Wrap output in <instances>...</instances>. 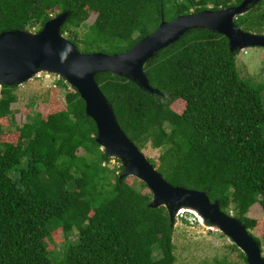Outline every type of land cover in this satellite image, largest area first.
Instances as JSON below:
<instances>
[{
    "label": "trees",
    "instance_id": "16d2710c",
    "mask_svg": "<svg viewBox=\"0 0 264 264\" xmlns=\"http://www.w3.org/2000/svg\"><path fill=\"white\" fill-rule=\"evenodd\" d=\"M242 1L0 0V33L38 31L69 12L61 32L80 52L120 54L162 20ZM235 24L264 34V0ZM237 54L225 36L192 30L145 64L160 94L109 72L96 82L139 150L149 144L159 151L148 159L168 183L206 192L252 235L258 221L247 213L256 202L264 211V84L244 80ZM56 84L66 91L64 105L53 90L43 114L32 98L19 125L13 105L20 86L1 85L0 264H174L168 211L150 207L144 182L120 178V164L118 170L107 166L112 159L96 142L85 102L63 78ZM231 248L247 264L234 243Z\"/></svg>",
    "mask_w": 264,
    "mask_h": 264
},
{
    "label": "water",
    "instance_id": "95a60500",
    "mask_svg": "<svg viewBox=\"0 0 264 264\" xmlns=\"http://www.w3.org/2000/svg\"><path fill=\"white\" fill-rule=\"evenodd\" d=\"M262 0H243L236 6L162 20L158 28L120 54L82 53L66 38L61 28L69 12H62L38 31L10 30L0 33V86H22L39 73L63 78L85 102V113L96 125V142L111 159L120 162V178L133 176L152 192L150 207L164 206L174 225L177 215L190 213L212 231L227 236L245 255L247 264H264L261 246L244 223L211 202L204 191L168 183L148 157L133 143L118 124L114 110L96 82L99 73L109 72L136 83L142 90L160 94L144 73L145 64L162 50L192 30L207 29L228 39L229 50L237 53L251 47H264V34L242 30L237 16L247 13Z\"/></svg>",
    "mask_w": 264,
    "mask_h": 264
},
{
    "label": "rangeland",
    "instance_id": "374dc122",
    "mask_svg": "<svg viewBox=\"0 0 264 264\" xmlns=\"http://www.w3.org/2000/svg\"><path fill=\"white\" fill-rule=\"evenodd\" d=\"M94 16L91 14L86 24L93 22ZM86 27L84 25L81 31H85ZM237 53L238 72L244 80H248L254 86L264 84V47L246 48ZM57 79L58 76L56 75L42 72L37 75V78L34 77L33 80H29L23 86L18 87L16 90L17 101L13 105L18 125L27 121L25 113L28 112V109L24 106L32 98L35 100L33 108L43 114H48L50 111V104L54 101L55 91L57 102L64 105L66 91L60 87H55L57 86ZM262 95L264 99V91ZM142 151L153 160L159 156V151L152 149L149 144ZM78 154H82V150H79ZM119 164V161L112 159L107 166L110 169L118 170ZM247 216L258 221L257 226L250 230V233L254 238L260 240L262 255H264V211L259 203L256 202L250 208ZM173 244L176 255L174 264H243L237 251L231 248L233 242L227 236L212 231L207 224H201L190 213L184 212L176 216Z\"/></svg>",
    "mask_w": 264,
    "mask_h": 264
},
{
    "label": "clouds",
    "instance_id": "9594fccd",
    "mask_svg": "<svg viewBox=\"0 0 264 264\" xmlns=\"http://www.w3.org/2000/svg\"><path fill=\"white\" fill-rule=\"evenodd\" d=\"M35 77H37V75H36ZM58 78H59V77H58ZM33 79H34V78H33ZM33 79H32V80H33ZM142 152H143V151H142ZM114 160H115V159H114ZM196 218H197V217H196ZM197 219H198V218H197ZM198 221H199V220H198Z\"/></svg>",
    "mask_w": 264,
    "mask_h": 264
}]
</instances>
